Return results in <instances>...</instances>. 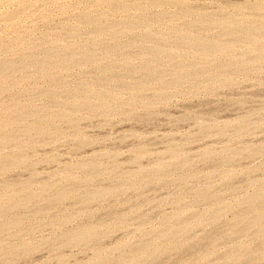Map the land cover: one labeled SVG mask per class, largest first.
I'll return each mask as SVG.
<instances>
[{
	"label": "rangeland",
	"instance_id": "1",
	"mask_svg": "<svg viewBox=\"0 0 264 264\" xmlns=\"http://www.w3.org/2000/svg\"><path fill=\"white\" fill-rule=\"evenodd\" d=\"M152 1L118 0L123 7L117 0H0V121L8 124L0 122V140L6 137L7 141L9 136L8 141H14H0V264H197V260L200 264H264V0ZM161 13L163 18H159ZM213 19L216 21L210 26ZM217 21L222 27L217 28ZM95 29L103 34L99 30V34L93 33ZM179 33L184 34L182 40L176 38ZM199 38L204 40L199 42ZM252 38H258L259 44ZM218 39L220 46L225 45L220 49L226 50L216 49ZM150 43L155 58L149 54ZM207 43L213 46L207 48ZM146 45L149 50L141 47ZM141 48L144 52L140 53ZM44 109L46 115H42ZM29 114L35 115V121ZM40 119L45 121L41 122L45 132ZM47 120L53 123L46 125ZM14 130L18 131L16 137ZM6 159L7 164L17 162L8 168ZM128 172L135 173L128 177ZM80 180H88V186ZM95 192L100 195L94 201ZM3 201L7 203L1 204ZM196 216L202 219L196 220ZM84 227L98 235L94 231L87 235L90 237L72 241L70 236ZM181 228L182 233L177 230ZM237 231L242 233L237 235Z\"/></svg>",
	"mask_w": 264,
	"mask_h": 264
},
{
	"label": "bare ground",
	"instance_id": "2",
	"mask_svg": "<svg viewBox=\"0 0 264 264\" xmlns=\"http://www.w3.org/2000/svg\"><path fill=\"white\" fill-rule=\"evenodd\" d=\"M96 1L98 2V0H96ZM101 1H103V0H100V2H101ZM112 1H114V0H112ZM119 1H121V0H119ZM124 1H125V0H124ZM150 1H152V0H150ZM155 1L157 2V0H155ZM162 1H163V0H162ZM167 1H168V0H167ZM170 1H172V0H169V3H170ZM179 1H180V0H179ZM261 1L263 2V0H261ZM107 2H108V1H107ZM107 2H106V3H107ZM109 2H110V1H109ZM109 2H108V4H109ZM152 2H153V1H152ZM164 2H165V1H164ZM262 2H259V3H257V4L259 5V4H261ZM122 3H123V2H122ZM153 3H154V2H153ZM153 3H152V4H153ZM159 3H160V1H159ZM167 3H168V2H167ZM169 3H168V4H169ZM173 3H174V2H173ZM176 3H177V2H176ZM180 3H181V1H180ZM263 3H264V2H263ZM103 4H105V2H104ZM110 4H111V2H110ZM110 4H109V6H110ZM114 4H115V3H114ZM118 4H120V3H118V0H117V5H118ZM125 4H126V3H125ZM152 4H151V5H152ZM163 4H164V3H163ZM257 4H256V5H257ZM120 5H121V4H120ZM155 5H156V4H155ZM165 5H167V4L165 3ZM175 5H178V4H175ZM111 6H113V4H111ZM115 6H116V5H115ZM115 6H114V7H115ZM121 6L124 7V5H121ZM125 6H126V5H125ZM127 6H128V5H127ZM160 6H161V4H160ZM263 6H264V5H263ZM128 7H129V6H128ZM128 7H127V8H128ZM239 7H240V6H239ZM258 7H260V5H259ZM184 9L186 10L187 8H184ZM188 9H189V8H188ZM259 9H261V8H259ZM113 10H115V9H113ZM116 10L119 11V10H120V7H117ZM121 10H122V9H121ZM121 10H120V11H121ZM124 10H126V9L124 8ZM122 11H123V10H122ZM182 11H183V10H182ZM187 11H188V10H187ZM189 11H190V9H189ZM113 12H114V11H113ZM197 12H198V11H197ZM197 12H196V15H197ZM116 13H117V12H116ZM187 13H188V12H187ZM193 13H194V12H193ZM182 14L184 15V13H182ZM194 14H195V13H194ZM198 14L200 15L201 13H198ZM185 15H186V14H185ZM199 15H198V17H199ZM92 16H93V15H92ZM156 16H157V15H156ZM161 16H162V13H161V15L159 16V18H163V17H161ZM164 16H165V14H164ZM168 16H170V14H169ZM168 16H166V17L169 19ZM171 16H172V15H171ZM180 16H181V15H180ZM201 16H202V15H201ZM233 16H234V15H233ZM84 17H85V19H86V21H87V18H88L89 16H88L87 18H86V16H84ZM93 17H94V16H93ZM95 17H96V16H95ZM95 17H94V18H95ZM172 17H173V16H172ZM174 17H175V16H174ZM89 18H90V17H89ZM91 18H92V17H91ZM94 18H92V19L94 20ZM96 18H97V17H96ZM157 18H158V17H157ZM159 18H158V19H159ZM175 18H176V17H175ZM195 18H196V20H199L197 17H195ZM200 18H201V17H200ZM227 18H228V17H227ZM79 19H80V18H79ZM97 19H98V20H97ZM97 19H95V20L100 21L99 18H97ZM155 19H156V18H155ZM165 19H166V18H165ZM171 19H172V18H171ZM225 19H226V18H225ZM225 19H224V20H225ZM230 19H231V17H230ZM81 20H82V19H81ZM83 20H84V18H83ZM163 20H164V19H163ZM200 20H201V19H200ZM202 20H203V18H202ZM213 20H214V19H213ZM213 20H212L211 23H209L210 26H212V23H213V22L215 23V21H216V20H214V21H213ZM217 20H218V19H217ZM221 20H222V19H221ZM226 20H227V22H226V21H225V22L228 23L229 20H228V19H226ZM253 20H254V19H253ZM84 21H85V20H84ZM90 21H91V20H90ZM90 21H89V22L87 21V23L90 24ZM155 21H156V20H155ZM172 21H174V20L172 19ZM190 21H191V20H190ZM204 21H205V20H204ZM206 21H207V20H206ZM206 21H205V24H206ZM219 21H220V20H219ZM232 21H233V20H232ZM258 21H260V20H258ZM82 22H83V21H82ZM159 22H160V20H159ZM217 22H218V21H217ZM225 22H224V23H225ZM229 22L233 24V22H231V21H229ZM260 22L262 23L263 21H260ZM260 22H259L258 25H259V26H262L263 24H260ZM83 23L85 24V22H83ZM83 23H82V24H83ZM87 23H86V25H87ZM193 23H194V22H193ZM220 23H222V22H220ZM230 23H228V24H230ZM242 23H243V21H242ZM256 23H257V21H256ZM263 23H264V22H263ZM89 24H88V25H89ZM91 24H94V22L92 23V21H91ZM98 24H99V23H98ZM98 24H96V26H95L96 28L99 27V26L97 27ZM147 24H148V23H147ZM194 24H195V23H194ZM202 24H203V23H202ZM205 24H204V26H205ZM218 24H219V22H218L217 24H215V25H217V28L222 27V26H218ZM222 24H223V23H222ZM222 24H221V25H222ZM232 24H231V25H232ZM235 24H236V23H235ZM94 25H95V24H94ZM131 25H132V23L130 24V26H131ZM198 25H199V23H198ZM231 25H229V26L231 27ZM255 25H256V24H255ZM258 25H257V26H258ZM89 26H92V25H89ZM134 26H135V25H134ZM192 26H193V25H192ZM206 26H207V25H206ZM206 26H205L203 29H206ZM213 26H214V24H213ZM223 26H224V25H223ZM225 26L227 27V25H225ZM225 26H224V27H225ZM233 26H234V25H233ZM238 26H239V25H238ZM238 26H237V27H238ZM244 26H245V25H244ZM249 26L251 27V25H249ZM128 27H129V26H128ZM196 27H197V26H196ZM196 27H195V29H196ZM200 27H201V26H198L197 28H200ZM208 27H209V26H208ZM215 27H216V26H215ZM224 27H223V29H224ZM230 27H229V28H230ZM237 27H233V28H236V30L234 29L235 31H237ZM241 27H242V26H241ZM252 27H253V25H252ZM254 27H255V26H254ZM99 28H100V27H99ZM192 28H193V27H192ZM227 28H228V27H227ZM238 28H239V27H238ZM256 28H257V27H256ZM258 28H259V27H258ZM261 28H262V27H261ZM124 29H125V28H124ZM124 29H123V30H124ZM126 29H127V27H126ZM201 29H202V28H201ZM207 29H208V28H207ZM211 29H213V28H211ZM231 29H232V28H231ZM243 29H245V28H243ZM251 29H252V28H251ZM259 29H260V28H259ZM259 29H258V31H259ZM95 30H96V32H93V33H95V34L98 33L97 30H99V29H95ZM127 30H128V29H127ZM220 30H221V29H220ZM220 30H219V31H220ZM224 30H225V29H224ZM227 30H228V29H227ZM247 30H248V29H246V31H247ZM252 30H253V29H252ZM252 30H250V31H252ZM255 30H257V29H255ZM100 31H101V30H99V33H100ZM174 31H175V30H174ZM221 31H222V30H221ZM210 32H211V31H210ZM223 32H226V30L223 31ZM228 32H230V31H228ZM238 32H239V31H238ZM252 32L255 33V31H252ZM99 33H98V34H99ZM232 33H233V30H232ZM239 33H240V32H239ZM253 33H252V34H253ZM256 33H257V31H256ZM256 33H255V34H256ZM260 33H261V32H260ZM262 33H264V32H262ZM100 34H103V33H100ZM176 34H178V33H176ZM180 34H181V33H179L178 37H176V38H180V39H181V36H182V37L184 36V34H182L181 36H180ZM219 34H220V32H219ZM243 34H244V33H243ZM157 35H158V34H157ZM157 35H156V37H157ZM233 35H234V34H232L231 36H233ZM244 35H245V37H246L247 33L244 34ZM249 35H250V33L248 34V36H249ZM259 35H260V34H259ZM148 36H149V35H148ZM158 36H159V35H158ZM164 36H165V35H164ZM176 36H177V35H176ZM179 36H180V37H179ZM228 36H230V35H228ZM143 37H147V36L145 35V36H143ZM153 37H155V36H153ZM173 37H174V36H173ZM204 37H205V36H204ZM204 37H203V38H204ZM221 37H222V36H221ZM221 37H220V38H221ZM225 37H226V36H225ZM233 37H234V36H233ZM233 37H232V38H233ZM239 37H240V36H239ZM251 37H252V36H251ZM251 37H249V38H251ZM253 37L255 38V36H253ZM262 37H263V36H262ZM141 38H142V37H141ZM147 38L149 39V37H147ZM150 38H151V37H150ZM176 38H174V39L176 40ZM185 38H186V36H185ZM187 38H190V36H189V37L187 36ZM192 38H193V37H192ZM200 38H201V37H200ZM200 38L198 39V41L201 40ZM216 38H217V37H216ZM222 38H223V37H222ZM142 39H143V38H142ZM148 39H147V40L144 39V40L148 41ZM154 39L156 40V38H154ZM160 39L163 40L162 37H161ZM211 39H212V37H211ZM214 39H215V38H214ZM235 39H236V37H235ZM242 39H243V38H242ZM259 39H260V38H259ZM162 40H161V41H162ZM181 40H182V39H181ZM181 40H179V41H181ZM183 40H184V39H183ZM193 40H194V39H193ZM203 40H204V39H203ZM203 40H201V41H203ZM206 40H207V39H206ZM218 40H219V39H218ZM218 40H217V41H218ZM252 40H254V39L252 38ZM252 40H251V41H252ZM255 40H256V39H255ZM255 40H254V42H255ZM257 40H258V38H257ZM257 40H256V41H257ZM260 40H261V39H260ZM140 41H141V40H140ZM149 41H150V40H149ZM151 41H152V39H151ZM153 41H154V40H153ZM153 41H152V44H154V42H155V41H154V42H153ZM156 41H157V40H156ZM177 41H178V40H177ZM186 41H187V40H186ZM190 41H192V40H190ZM217 41L214 40V42H217ZM231 41H232V40H231ZM237 41H238V40H237ZM245 41H246V40H245ZM251 41H250L249 43H250L251 45H253L254 42H251ZM258 41H259V40H258ZM258 41H257V43L259 44ZM157 42L159 43L160 40H158ZM163 42H164V41H163ZM163 42H161V44H162ZM183 42H184V41H183ZM187 42H188V41H187ZM187 42H185V43H187ZM199 42H200V41H199ZM199 42H198V44H199ZM205 42H206V41H205ZM205 42H204V43H205ZM208 42L210 43V41H208ZM219 42H221V41L219 40L218 43H219ZM240 42H242V41H240ZM240 42H239V43H240ZM246 42H247V41H246ZM176 43H177V42H176ZM178 43H179V42H178ZM180 43H181V42H180ZM185 43H184V44H185ZM189 43H190V42H189ZM211 43L213 44V41H212ZM218 43H217V46H219V48L216 47V45H215L216 43L214 44V46L216 47V49L221 50L223 47H225V45H223V44H224L223 42H222L221 46H220V43H219V44H218ZM234 43H235V42H234ZM234 43L232 44L233 47H234V45L236 44V43H235V44H234ZM243 43H245V42L243 41ZM243 43H242V44H243ZM249 43H248V44H249ZM252 43H253V44H252ZM156 44H157V43H156ZM164 44H165V43H164ZM181 44H182V43H181ZM187 44H188V43H187ZM190 44H191V43H190ZM192 44H193V43H192ZM195 44H196V43H195ZM198 44H197V45H198ZM207 44H208V43H207ZM212 44H208V45H207V48H208L210 45L213 46ZM225 44H226V43H225ZM245 44H247V43H245ZM255 44H256V42H255ZM142 45H143V44H142ZM144 45H145V43H144ZM154 45H155V44H154ZM154 45H151V43H150V46H148V48L151 47V46L153 47ZM178 45H179V44H178ZM197 45H196V46H197ZM199 45H200V44H199ZM204 45H205V44H204ZM222 45H223V47H222ZM227 45H228V44H227ZM229 45H231V44H229ZM232 45H231V46H232ZM261 45H262V43H261ZM116 46H117V45H116ZM135 46H136V45H135ZM164 46H165V45H164ZM180 46H181V45H180ZM182 46H183V45H182ZM186 46H187V45H186ZM191 46H192V45H191ZM193 46H194V45H193ZM236 46H237V45H236ZM258 46H259V45H258ZM130 47H132V45H130ZM138 47L140 48V46H138ZM141 47H142L143 49H145V47H147V45L144 46V47H143V46H141ZM157 47H158V46H157ZM157 47H156V48H157ZM160 47H161V49H162L163 45H162V46L160 45ZM220 47H222V48L220 49ZM227 47H228V46H227ZM260 47H261V49H263V48H264V44H263V48H262V46H260ZM260 47H259V48H260ZM115 48H116V47H115ZM142 48L140 49V53H141ZM156 48H155V50H156ZM158 48H159V47H158ZM158 48H157V49H158ZM184 48H185V46H184ZM188 48H189V46H188ZM209 48H210V47H209ZM211 48H212V47H211ZM52 49H54V48H52ZM149 49H150V48H149ZM149 49H145V50H149ZM151 49H152V48H151ZM151 49H150L149 54L151 53ZM161 49H160V50H161ZM178 49H179V48H178ZM194 49H195V48H194ZM214 49H215V48H213V52L215 51ZM224 49H225V48H224ZM224 49H222V51H223ZM229 49L232 50V48H229ZM229 49H227V50H229ZM234 49H235V48H234ZM196 50H197V49H196ZM211 50H212V49H211ZM225 50H226V49H225ZM230 50H229V51H230ZM47 51H49V50H47ZM51 51H52V50L50 49V52H51ZM142 51H143V50H142ZM157 51H158V50H157ZM163 51H164V52H168V51H165V50H164V47H163ZM222 51H221V52H222ZM50 52H49V53H50ZM143 52H144V51H143ZM143 52H142V53H143ZM164 52H163V53H164ZM189 52H190V51H189ZM198 52H200V51H198ZM201 52H202V50H201ZM201 52H200V53H201ZM211 52H212V51H211ZM211 52H208V53H211ZM218 52H219V51H218ZM145 53H146V51H145ZM145 53H144V54H145ZM152 53H153V52H152ZM152 53H151V54H152ZM159 53H160V51H159ZM168 53H170V52H168ZM173 53H174V52H173ZM200 53H199V54H200ZM215 53H216V52H215ZM215 53H214V55H216ZM230 53H231V51L229 52V54H230ZM56 54H58V53H56ZM56 54H51V55H52V56L55 55V56H57V57L59 58V55H56ZM61 54H63V52H62ZM61 54H60V55H61ZM70 54H71V53H69V54L67 53L68 56H69ZM146 54H148V53H146ZM156 54H158V53H156ZM171 54H172V51H171ZM203 54H204V53H202L201 55H203ZM205 54H206V53H205ZM223 54H224V53H223ZM51 55H49V56H51ZM72 55H74V54H71V56H72ZM154 55H155V53H154ZM154 55L152 54V56H154ZM160 55H161V54H160ZM208 55H209V54H208ZM208 55H207V56H208ZM218 55H219V54H218ZM49 56H48V57H49ZM63 56H64V55H63ZM65 56H66V55H65ZM88 56H89V54L87 55V57H88ZM92 56H93V54H92ZM203 56H204V55H203ZM203 56H201V57H203ZM205 56H206V55H205ZM205 56H204V57H205ZM219 56H221V55H219ZM222 56H223V55H222ZM57 57H56V58H57ZM61 57H62V56H61ZM83 57H84V56H83ZM93 57H94V56H93ZM93 57H92V59H93ZM258 57H259V56H258ZM44 58H45V57H44ZM44 58H43V59H44ZM46 58H47V56H46ZM65 58H66V57H65ZM69 58H70V57H69ZM152 58H155V56L152 57ZM263 58H264V57L261 56V59H263ZM49 59H50V61H52L51 59H53V57H52V58L49 57ZM62 59H63V57H62ZM73 59H75V58L73 57ZM82 59H83V58H82ZM85 59H86V58H85ZM92 59H91V60H92ZM45 60H46V59H45ZM47 60H48V59H47ZM58 60H59V59H58ZM67 60H68V59H67ZM71 60H72V59H71ZM12 61H13V60H12ZM50 61H48V62L46 61V62L49 63ZM74 61H75V60H74ZM83 61H84V60H83ZM85 61H86V60H85ZM87 61H90V60H89V57H88V60H87ZM87 61H86V62H87ZM58 62H59V61H58ZM68 62H69V61H68ZM71 62H72V61H71ZM263 62H264V61H263ZM5 63H6V62H5ZM5 63H4V64H5ZM9 63H10V62H8V65H9ZM52 63H53V62H52ZM54 63H56V60H54ZM60 63H61V61H60ZM158 63H159V62H158ZM241 63H242V62H241ZM241 63H240V64H241ZM10 64H11V63H10ZM13 64H14V63H13ZM16 64H17V63H16ZM30 64H31V63H30ZM43 64H44V63H43ZM70 64H71V63H70ZM242 64H244V62H243ZM242 64H241V65H242ZM41 65H42V64H41ZM45 65H46V63H45ZM45 65H42V66L44 67ZM227 65H228V64H227ZM229 65H230V64H229ZM241 65H240V66H241ZM244 65H245V64H244ZM246 65H247V64H246ZM246 65H245L244 67H246ZM11 66H12V64H11ZM11 66H10V67H11ZM42 66H41V68H42ZM47 66H48V64H47ZM238 66H239V64H238ZM240 66H239V67H240ZM251 66H252V65H251ZM257 66H258V65H257ZM0 67H1V66H0ZM8 67H9V66H8ZM110 67H111V66H110ZM179 67H180V66H179ZM219 67H223V66L221 65V66H219ZM219 67H218V68H219ZM224 67H225V66H224ZM224 67H223V68H224ZM226 67H227V66H226ZM239 67H237V69H238ZM244 67H243V68H244ZM5 68H6V67H5ZM14 68H15V67H14ZM45 68H46V67H45ZM144 68H145V67H144ZM146 68H148V67L146 66ZM153 68H154V67H153ZM246 68H249V66L246 67ZM1 69H4V67H2ZM7 69H8V68H7ZM12 69H13V68H12ZM16 69H17V68H16ZM16 69H15V70H16ZM47 69H49V68H47ZM113 69H114V68H113ZM142 69H143V68H140V71H142ZM149 69H150V68H149ZM155 69H156V68H155ZM229 69H230V68H229ZM231 69H233V68H231ZM234 69H235V68H234ZM237 69H235V70H236V71H240V70H242V69H240V70H237ZM249 69H250V68H249ZM249 69H248V70H249ZM15 70H13V71H15ZM108 70H109V68L107 69V71H108ZM110 70H112V69L110 68ZM125 70H126V69H125ZM127 70H128V69H127ZM130 70H131V69H130ZM143 70H144V69H143ZM145 70H146V69H145ZM150 70H154V69H150ZM156 70H157V69H156ZM225 70H226V69H225ZM235 70H234V71H235ZM243 70H244V69H243ZM2 71H3V70H1L0 73H1ZM16 71H17V70H16ZM222 71H223V70H222ZM9 72H10V71L8 70L7 73H9ZM40 72H41V71H40ZM105 72H106V70H105ZM105 72H104V73H105ZM109 72H110V71H109ZM127 72H129V71H127ZM127 72H126V73H127ZM143 72H144V71H143ZM143 72H142V75H144ZM147 72H148V71H147ZM158 72H159V71H158ZM158 72H157V73H158ZM4 73H5V71H4ZM4 73H3V74H4ZM14 73H15V72H14ZM144 73H145V72H144ZM152 73H153V72H152ZM154 73H155V71H154ZM11 74H13V73H11ZM105 74L107 75L108 73H105ZM110 74H111V73H110ZM112 74H114V73H112ZM146 74H147V73H146ZM150 74H151V72H150ZM6 75H7V74H6ZM6 75H5V76H6ZM153 75H154V74H153ZM158 75H159V74H158ZM9 76H10V73H9ZM110 76H113V75H110ZM144 76H145V75H144ZM182 76H183V75H182ZM6 77H7V76H6ZM51 77H52V75H51ZM51 77H50V78H51ZM103 77H104V76H103ZM159 77H160V76H159ZM183 77H184V76H183ZM52 78H53V77H52ZM145 78H146V77H145ZM151 79L153 80V77H152ZM156 79H157V78H156ZM159 79H161V78H159ZM144 80H145V79H144ZM144 80H143V81H144ZM146 80H147V79H146ZM148 80H150V79H148ZM154 80H155V79H154ZM178 81H179V80H178ZM180 81H182L181 78H180ZM134 83H135V82H134ZM142 83H143V82H142ZM177 83H178V82H177ZM145 84H146V82H145ZM179 84H181V83L179 82ZM143 85H144V84H143ZM138 86H139V85H138ZM130 87H131V86H130ZM129 89H130V88H129ZM134 89H135V87H134ZM137 89H139V88H137ZM140 89H142V87H141ZM56 90H57V89H56ZM91 90H92V89H91ZM93 91H94V90H93ZM93 91H92V92H93ZM45 92H46V91H45ZM45 92H43V95H44ZM49 92H50V91H49ZM55 92H56V91L51 92V93L53 94V93H55ZM87 92H88V91H87ZM47 93H48V92H46V94H47ZM71 93H72V92H71ZM103 93H104V92H103ZM52 94H51V97H52ZM55 94H56V93H55ZM55 94H53V95H55ZM88 94H89V93H88ZM74 95H75V94H74ZM78 95H79V94H76L77 97H78ZM98 95H99V94H98ZM100 95L105 96L104 94H100ZM100 95H99V96H100ZM106 95H107V94H106ZM159 95H160V94H159ZM48 96L50 97V95H48ZM56 96H57V95H56ZM56 96H55V97H56ZM68 96H69V95H68ZM108 96H109V94H108ZM46 97H47V96H46ZM53 97H54V96H53ZM70 97H71V98H70ZM70 97H69V98L72 99L73 96L71 95ZM100 97H102V96H100ZM110 97H111V96H110ZM156 97H157V98H158V97L161 98V96H156ZM67 98H68V97H67ZM157 98H156V99H157ZM74 99H75V97H73V103H74ZM79 99H80V98H79ZM105 99H106V98H105ZM154 99H155V98H154ZM67 100H68V102H69V99H67ZM99 100H101V99H99ZM99 100H98V101H99ZM102 100L104 101V97H103ZM75 101H77V98L75 99ZM81 101H82V100H81ZM81 101H79V102H81ZM83 101H84V99H83ZM159 101H160V100H159ZM70 102H71V101H70ZM87 102H89V101H87ZM96 102H97V101H96ZM104 102H105V101H104ZM107 102H108V101H107ZM63 103H65V102H63ZM66 103H67V102H66ZM76 103H77V105H78V101H77ZM101 103H102V102L99 101V105H100ZM108 103H109V102H108ZM113 103H114V102H113ZM152 103H154V102H152ZM79 104H80V103H79ZM82 104H83V103H82ZM84 104H85V102H84ZM84 104H83V106H84ZM93 104H94V102H93ZM105 104H106V103H104V106L107 107V104H106V105H105ZM86 105H87V104H85V106H86ZM94 105H96V103H95ZM99 105H96V107L99 106ZM72 106H73V105H72ZM79 106L81 107V105H79ZM89 106H91V105L89 104ZM92 106H93V105H92ZM102 106H103V105H102ZM104 106H103V107H104ZM109 106H110V105H109ZM87 107H88V105H87ZM87 107H85V108H87ZM106 107H105L104 109H106ZM71 108H72V107H71ZM81 108H82V107H81ZM88 108H89V107H88ZM94 108H95V106H94ZM94 108H93V109H94ZM110 108H111V106H110ZM38 109H39V108H38ZM95 109H97V108H95ZM108 109H109V108H108ZM44 110H45V111H44ZM44 110H43L44 112L42 111V115H46L45 112H46L47 110H46V109H44ZM82 110H84V109H82ZM33 111H37V110H33ZM58 111H59V110H58ZM63 111H65V110H63ZM72 111H73V110H72ZM74 111H76V110H74ZM80 111H81V110H79L78 112H80ZM95 111H97V110H95ZM95 111H93V113H94ZM19 112H20V110H19ZM27 112H28V111H27ZM40 112H41V111H40ZM55 112H56V111H55ZM65 112H66V111H65ZM98 112H99V110H98ZM103 112H104V111H103ZM23 113L26 115V112H23ZM23 113L20 114L21 117H22ZM32 113H33V112H32ZM43 113H44V114H43ZM46 113H47V112H46ZM48 113H49V112H48ZM50 113H51V112H50ZM58 113H60V111H59ZM61 113H62V112H61ZM66 113H69V115H70L71 112L67 111ZM73 113L75 114V112H73ZM73 113H72V114H73ZM34 114H36V113H34ZM52 114H54V111H53ZM52 114H50V115H52ZM56 114H57V113H56ZM56 114H55V115H56ZM63 114H64V113H63ZM72 114H71V115H72ZM47 115H48V114H47ZM58 115H59V114H58ZM67 115H68V114H67ZM71 115H70V116H71ZM30 116H31V117L34 119V121H35V118H34L35 115L32 116V114H31V115L29 114V117H30ZM48 116H49V115H48ZM48 116H47V117H48ZM56 116H57V115H56ZM76 116H77V115H76ZM24 117H25V116H24ZM26 117H27V116H26ZM36 117H40V116H36ZM44 117H45V116H43V119H45ZM51 117H52V120H53V117H54V116L52 115ZM58 117H60V115H59ZM68 117H69V116H68ZM72 117H73V116H72ZM19 118H20V117H19ZM56 118H57V117H56ZM56 118H55V120H56ZM61 118H63V117H61ZM22 119H23V117H22ZM43 119H42V120H43ZM46 119H47V118H46ZM46 119H45V120H46ZM48 119H49V118H48ZM12 120H13V119H12ZM42 120H41V119H40L39 121L36 120V122H37V121L40 122L41 128L43 129L44 127H42V124H44V123L41 124V122H45V121H44V120L42 121ZM68 120H69V119H68ZM4 121H6V119H5ZM9 121H10V119H9ZM9 121H7V122L9 123ZM16 121H17V120H16ZM18 121H19V120H18ZM59 121H60V120H59ZM73 121H74V120H73ZM0 122H1V125H5V124H6V125L8 126L7 123L4 122V123L2 124L3 121H0ZM13 122H15V120H14ZM48 122L50 123L51 121L47 120L46 125L48 124ZM57 122H58V121H57ZM16 123H17V122H16ZM34 123H35V122H34ZM34 123H33V124H34ZM51 123H53V122H51ZM10 124H11V123H10ZM33 124H32L31 126H34ZM54 124H55V123H54ZM6 125H5V126H6ZM35 125H39V123H38V124L36 123ZM48 125H49V124H48ZM50 125H51V124H50ZM11 126H12V124H11ZM11 126H10V127H11ZM43 126H44V125H43ZM16 127H18V126H15V129L17 130ZM34 127H35V126H34ZM34 127H33V128H34ZM39 127H40V126H39ZM6 128H7V127H6ZM41 128H40V129H41ZM51 128H52V127H51ZM0 129H1V126H0ZM2 129H3V128H2ZM4 129H5V128H4ZM8 129H9V127H8ZM8 129H7V130H8ZM26 129H28V128H26ZM29 129H31V128H29ZM29 129H28V130H29ZM40 129H39V130H40ZM9 130H12V129L10 128ZM16 130H14V132H15ZM36 130H37V129H36ZM36 130H35V131H36ZM24 131H25V130H24ZM24 131H23V132H24ZM30 131H32V130H30ZM54 131H55V130H54ZM3 132H5V130H4ZM17 132H18V131H17ZM17 132H15L14 135H15ZM43 132H45L44 129H43ZM10 134H12V132H10ZM51 134H52V133H51ZM1 135H2V137H3V133L0 134V136H1ZM41 135H42V132H41ZM52 135H53V134H52ZM16 136H17V135H15V137H16ZM8 137H9V136H8ZM8 137H7V139L9 140ZM5 138H6V137H5ZM5 138H4V140H5ZM11 138H12V137H11ZM1 139H2V138H1ZM19 139H20V138H19ZM4 140H0V141H1V144H4V142L6 141V140H5V141H4ZM8 140H7V141H8ZM10 140H11V139H10ZM16 140H17V139H16ZM2 141H3V142H2ZM7 141H6V142H7ZM8 142H10V141H8ZM8 142H7V144H8ZM11 142H14V141H11ZM11 142H10V143H11ZM5 145H6V144H5ZM0 146H1V145H0ZM2 146H4V145H2ZM8 146H9V145H8ZM173 153H174V151H173ZM173 153H171V155H172ZM173 155H174V154H173ZM173 155H172V157H174ZM175 155H176V154H175ZM251 155H252V154H251ZM253 155H254V153H253ZM20 157H21V156H20ZM92 157L94 158V156H92ZM172 157H170V158H172ZM212 157H213V156H212ZM227 157H228V156H227ZM230 157H231V156H230ZM11 158H12V157H11ZM11 158H10V159H11ZM15 158H16V157H15ZM21 158H23V157H21ZM25 158H26V157H25ZM96 158H98V157L96 156ZM96 158H94L95 161H97ZM176 158H177V157H176ZM12 159H14V158H12ZM16 159H17V158H16ZM94 159H91V160H94ZM14 160H15V159H14ZM14 160H13V162H17V161H14ZM18 160L20 161V158H19ZM26 160H27V159H26ZM173 160H174V158H173ZM173 160H172V161H173ZM175 160H176V159H175ZM223 160H225V159H223ZM229 160H230V159H229ZM7 161H8V160L6 159V164H5L4 166H7V167L9 168V167L11 166L10 164H12L13 162H12V163L10 162V164L8 163V164L10 165V166H8ZM10 161H11V160H10ZM19 161H18V162H19ZM98 161H99V160H98ZM8 162H9V161H8ZM23 162H24V163H27V161H24V160H23ZM23 162H22V164H24ZM224 162H225V161H224ZM227 162H228V160H227ZM230 162H231V161H230ZM230 162H229V163H230ZM19 163L21 164V162H19ZM19 163H17V164H19ZM82 163H83V162H82ZM82 163H80V164H82ZM172 163H173V162H172ZM15 164H16V163H15ZM15 164L12 165V166H15ZM80 164H79V165H80ZM87 164H88V163H87ZM89 164H90V163H89ZM98 164H100V163L97 162V165H98ZM174 164H175V163H174ZM1 165H2V164H1ZM83 165H84V164H83ZM166 165H169V164H166ZM170 165H172V164H170ZM170 165L167 166V167H170ZM184 165H185V164H184ZM4 166H3V167H4ZM77 166H78V165H76V167H77ZM88 166H89V165H88ZM91 166H92L93 168H92V167H90V168H92V169H96V168H94V165H92V163H91ZM114 166H115V165H114ZM114 166H113V167H114ZM158 166L160 167V165H158ZM158 166H156V167H158ZM78 167H79V166H78ZM80 167H83V166L80 165ZM156 167H155V168H156ZM159 167H158V168H159ZM162 167H165V166H163V164H162ZM183 167H184V166H183ZM1 168H2V166H1ZM5 168H6V167H4V169H5ZM74 168H75V166H74ZM74 168H73V169H74ZM85 168H86V169L88 168V170H90L89 167H85ZM99 168H100V167H99ZM99 168H97V171L99 170ZM102 168L104 169V167H102ZM111 168H112V167H111ZM115 168H116V167H115ZM158 168H157V169H158ZM4 169L2 168V170H4ZM71 169H72V168H71ZM79 169H80V168H79ZM79 169H77V170H79ZM86 169H85V170H86ZM105 169H106V168H105ZM105 169H104V170H105ZM134 169H136V168H134ZM167 169H168V168H167ZM5 170H7V169H5ZM69 170H70V169H69ZM83 170H84V168L81 169V171H83ZM108 170H109V169H108ZM139 170H141V169H139ZM139 170H137V171L140 173ZM142 170H143V169H142ZM70 171H71V170H70ZM74 171H75V169H74ZM79 171H80V170H79ZM99 171H100V170H99ZM101 171H102V169H101ZM101 171H100V172H101ZM109 171H111V170H109ZM113 171H115L114 168H113ZM137 171H135V172H137ZM147 171H148V170H147ZM153 171H155V169H153ZM162 171H163V170H162ZM166 171H167V170H166ZM166 171H165V172H166ZM88 172H89V171H88ZM94 172H95V171H94ZM135 172H133V174H134ZM145 172H146V170H145L143 173H145ZM156 172H157V171H156ZM165 172H164V174H165ZM86 173H87V172H86ZM128 173H129V172H128ZM143 173H141V175H142ZM148 173H149V171H148ZM148 173H147V174H148ZM153 173H154V172H153ZM70 174H71V173H70ZM131 174H132V173H129L130 176H128V177H131ZM133 174H132V175H133ZM137 174H138V173H137ZM145 174H146V173H145ZM145 174H144V175H145ZM159 174H160V171H159V173H158L157 175H159ZM150 175H151V173H150ZM153 175H154V174H153ZM161 175H163V174L161 173ZM124 176H125V175H124ZM124 176H122V177H124ZM126 176H127V174H126ZM126 176H125V178H128V177H126ZM136 176H137V175H136ZM142 176H143V175H142ZM118 177H120V176H117V177H115V178L119 179ZM138 177H140V176H138ZM115 178H113L112 180H114ZM120 178H121V177H120ZM161 178H162V177H161ZM129 179H130V178H129ZM77 180H79V179H77ZM77 180H76V182H77ZM81 180H82V178H81ZM81 180H80L79 182H81ZM87 181H88V180H87ZM87 181H85V182L87 183V186H88V182H87ZM114 181H115V180H114ZM116 181H117V180H116ZM116 181H115V182H116ZM121 181H122V178H121ZM123 181H124V180H123ZM82 182L84 183V180H83ZM82 182H81V184L83 185ZM124 182H126V181H124ZM72 183H73V181H72ZM74 183H75V180H74ZM74 183H73V185H74ZM86 183H84V184H86ZM117 183H118V182H117ZM126 183H128V182H126ZM52 184H53V183H52ZM120 184H121V183H120ZM44 185H45V184H44ZM49 185H51L50 182H49ZM56 185H57V184H56ZM110 185H111V184H110ZM112 185H115V183L112 184ZM125 185H126V184H125ZM10 186H11V185H10ZM10 186H9V187H10ZM15 186H16V185H15ZM47 186H48V183H47ZM47 186H45V187H47ZM78 186H81V185H78ZM117 186H119V185H117ZM121 186H122V185H121ZM121 186H120V187H121ZM9 187H8V189H10ZM42 187H43V185H42ZM54 187H55V186H54ZM75 187L77 188V186H74V188H75ZM6 188H7V186H6ZM47 188H48V187H47ZM58 188H59V190H60V187H58ZM76 188H75V189H76ZM83 188H84V187H83ZM85 188H88V187H86V185H85ZM206 188H207V187H206ZM52 189H53V188H52ZM75 189H74V190H75ZM81 189H82V188H81ZM98 189H100V188H98ZM102 189H103V188H102ZM5 190H6V189H5ZM49 190H50V188H49ZM59 190L57 189V191H55V192H58ZM87 190H88V189H87ZM105 190H106V189H105ZM205 190H206V189H205ZM209 190H210V189H209ZM209 190H208V192H209ZM6 191H7V190H6ZM12 191L15 192L14 189H13ZM44 191H45V190H44ZM44 191H41V192H44ZM61 191H63V190H61ZM61 191H60V193H62ZM94 191H96V190H94ZM99 191H100V190H99ZM108 191H110V190L108 189ZM9 192L11 193V191H9ZM46 192H47V191H46ZM46 192H45V193H46ZM65 192H68V191H65ZM65 192H64V194H65ZM72 192H73V191H72ZM75 192H76V191H75ZM104 192H105V191H104ZM196 192H197V191H196ZM198 192L200 193V191H198ZM204 192L207 193L206 191H204ZM19 193H20V192H19ZM37 193H38V192H37ZM69 193H71V192H69ZM86 193H87V192H86ZM259 193H260V192H259ZM8 194H9V193H8ZM8 194H7V196H8ZM12 194H14V193H12ZM26 194H28V193H26ZM30 194H31V193H30ZM33 194H34V193H33ZM33 194H32V195H33ZM40 194H41V193H40ZM55 194H56V193H55ZM58 194H59V192H58ZM67 194H68V193H67ZM88 194H91V193L88 191ZM107 194H110V193H107ZM107 194H106V196H107ZM256 194H257V193H256ZM256 194H254L253 196H255ZM28 195H29V194H28ZM32 195H31V196H32ZM61 195L64 196L63 193H62ZM99 195H100V192H95V193H93V194H92V199L95 201V198H97ZM202 195H203V194H202ZM205 195H206V194H205ZM205 195H204V196H205ZM260 195H261V193H260ZM262 195H263V194H262ZM7 196H6L5 198H7ZM11 196L13 197V195H11ZM14 196H16V195H14ZM44 196H45V194H44ZM67 196H69V195H66V196H64V197H67ZM85 196H87V195H85ZM198 196H199V195H198ZM198 196H197V197H198ZM200 196H201V195H200ZM60 197H61V196H60ZM64 197H63V199H64ZM88 197H89V196H88ZM88 197H87V198H88ZM90 197H91V196H90ZM90 197H89V198H90ZM193 197H195V196H193ZM201 197H202V196H201ZM201 197H200V198H201ZM256 197H257V195H256ZM23 198H24V197H23ZM28 198H29V197H28ZM31 198H32V197H31ZM31 198H30V199H31ZM76 198H77V197H76ZM83 198H84V197H83ZM85 198H86V197H85ZM89 198H88V200H89ZM103 198H104V197H102V199H103ZM195 198H196V197H195ZM203 198H204V197H203ZM206 198H208V197L206 196ZM254 198H255V197H254ZM261 198H262V196H261ZM261 198H260V199H261ZM3 199H4V197H3ZM3 199H2V200H3ZM9 199L12 201L11 197H10ZM13 199H15V198L13 197ZM16 199H17V197H16ZM36 199H37V198H36ZM39 199H40V198H39ZM39 199H38L37 201H39ZM42 199H43V198H42ZM50 199H51V198H50ZM60 199H61V198H60ZM60 199L55 200V198H54V201H55V202H58V200H60ZM197 199H198V198H197ZM208 199H209V198H208ZM18 200H19V199H18ZM24 200H25V199H24ZM26 200H27V199H26ZM77 200H78V198H77ZM82 200H83V199H82ZM88 200H87L86 202H88ZM93 200H92V201H93ZM97 200L99 201L100 199L98 198ZM252 200H253V199H251V201H252ZM6 201L8 202L7 199H6ZM6 201L1 202V204H2V203H5ZM31 201H32V200H31ZM46 201H50V200H45L44 202L47 203ZM54 201H53V202H54ZM60 201H61V200H60ZM79 201H81V200H79ZM203 201H204V200H203ZM246 201H247V200H246ZM248 201H250V200L248 199ZM248 201H247V202H248ZM258 201H259V199H258ZM258 201H255V199L253 200V202H258ZM7 202H6V203H7ZM14 202L16 203V201H14ZM22 202H24V201H22ZM26 202H29V203H30L29 200H27ZM26 202H25V203H26ZM33 202L35 203L36 200H34ZM89 202H90V200H89ZM96 202H97V201H96ZM6 203H5V204H6ZM39 203H40V202H39ZM78 203H79V202H78ZM82 203H85V202H82ZM82 203H81V204H82ZM99 203H100V202H99ZM244 203H246V202L244 201ZM5 204H4V205H5ZM20 204H22V203L20 202ZM26 204H27V203H26ZM51 204H53V203H51ZM79 204H80V203H79ZM94 204H95V203H94ZM32 205H34V204H32ZM46 205H47V204H45V206H46ZM88 205H89V204H88ZM88 205H87V207H88ZM90 205H91V204H90ZM247 205H248V204H246V207H247ZM249 205H251V203H250ZM255 205H256V203H255ZM255 205H254V206H255ZM0 206H1V205H0ZM5 206H6V205H5ZM52 206H53V205H52ZM81 206H82V205H81ZM222 206H223V205H222ZM252 206H253V205H252ZM252 206H250V207H252ZM254 206H253V207H254ZM34 207H35V206H34ZM34 207H33V209H35ZM87 207H86V208H87ZM227 207H228V206H227ZM6 208H7V207H6ZM6 208H5V209H6ZM40 208H41V207H40ZM47 208H48V207H47ZM5 209H4V210H5ZM37 209H38V208H37ZM221 209H222V207H221ZM251 209H252V208H251ZM44 210H45V209H44ZM224 210H225V208H224ZM224 210H222L221 212H223ZM249 210H250V208H249ZM252 210H253V209H252ZM256 210H258V209H256ZM256 210H255V212H256ZM263 210H264V208H263ZM263 210L261 211L262 213H263ZM37 211H38V210H37ZM37 211H36V212H37ZM217 211H219V209H218ZM247 211H248V209H247ZM0 212H1V211H0ZM109 212H110V211H109ZM253 212H254V211H253ZM255 212H254V213H255ZM218 213H220V211H219ZM250 213H251V212H250ZM259 213H260V212H259ZM262 213H261V214H262ZM180 214H182V213H180ZM180 214H177V215H180ZM203 214H204V213H203ZM203 214H202V215H203ZM205 214L207 215V213H205ZM205 214H204V215H205ZM214 214H215V213H214ZM216 214H217V213H216ZM221 214H223V213H221ZM221 214H220V215H221ZM0 215H1V213H0ZM5 215H6V214H5ZM5 215H4V216H5ZM109 215H110V214H109ZM174 215H175V214H174ZM174 215H172V219H173V216H174ZM177 215H175V216L177 217ZM182 215H183V214H182ZM196 215H197V214H196ZM206 215H205V216H206ZM220 215H219V216H220ZM250 215H251V214H250ZM252 215H253V214H252ZM101 216H103V215H101ZM180 216H181V215H180ZM213 216H214V215H212V218H215V217H213ZM216 216H217V215H216ZM222 216H223V215H222ZM99 217H100V216H99ZM178 217H179V216H178ZM178 217H177V218H178ZM194 217H195V216H194ZM199 217H201V216H199ZM199 217L196 216L195 219L197 220V219H199ZM237 217H239V216H237ZM237 217L235 218V220H236V219L238 220V219H239L240 217H242V216H240L239 218H237ZM244 217H246V216H244ZM248 217H249V216H247V218H248ZM203 218H204V217H203ZM218 218H219V217H218ZM220 218H221V217H220ZM249 218H250V217H249ZM262 218H264V217H262ZM115 219H116V218H115ZM201 219H202V217H201ZM16 220H17V219H16ZM4 221H5V220H4ZM7 221H8V219H7ZM9 221H10V220H9ZM14 221H15V219H14ZM173 221H174V220H173ZM212 221H214V220L212 219ZM245 221H248V220L245 219ZM260 221H261V220H260ZM15 222H16V221H15ZM214 222H215V221H214ZM235 222H236V221H235ZM263 222H264V221H263ZM3 223H5V222H3ZM9 223H10V222H9ZM12 223H13V221H12ZM18 223H19V222H18ZM233 223H234V222H233ZM256 223H257V222H256ZM235 224H236V223H235ZM243 224H244V223H241L242 226H243ZM261 224H263V223H261ZM261 224H260V225H261ZM7 225H8V224H7ZM16 225H17V224H16ZM248 225H249V224H248ZM263 225H264V224H263ZM237 226H238V225H237ZM239 226H240V224H239ZM255 226H257V224H256ZM258 226H259V225H258ZM1 227H2V226H1ZM5 227H6V226H5ZM176 227H177V226H176ZM187 227H188V226H187ZM187 227H186V228H187ZM84 228H85V227H84ZM86 228H87V227H86ZM86 228H85L84 230L81 229L82 231H80V232H75L74 234H72V235L70 236V237H71V240H72V241H76V242H77V241H81V240L85 239V237H86L87 235H90V232H93V233H94V231H95V230L93 231V229L90 231L89 229H90L91 227H89L88 229H86ZM92 228H94V227H92ZM186 228H185V230H186ZM259 228H260V227H259ZM259 228H258V229H259ZM261 228H262V227H261ZM242 229H243V227H242ZM245 229H246V231L248 230L246 227H245ZM262 229H263V228H262ZM262 229H261V230H262ZM175 230H176V229H175ZM177 230L181 232V230H183V228H181L180 230H179V229H177ZM227 230L229 231V229H227ZM232 230H233V229H232ZM239 230H241V229H239ZM259 230H260V229H259ZM259 230H258V231H259ZM167 231H168V230H167ZM167 231H165V232H167ZM173 231H174V230H173ZM230 231H231V230H230ZM230 231H229V233H231ZM246 231H245V232H246ZM163 232H164V231H163ZM243 232H244V230H243ZM245 232H244V233H245ZM96 233H98V232L95 231V234H96ZM156 233H157V232H156ZM169 233H170V232H169ZM169 233H168V236H169ZM181 233H182V232H181ZM237 233H238V231H237ZM240 233H242V232H239L237 235H239ZM256 233H258V232H256ZM260 233H262V232H260ZM91 234H92V233H91ZM95 234H94V235H95ZM153 234H155V233H153ZM227 234H228V233H227ZM233 234H234V233H233ZM96 235H98V234H96ZM150 235H152V233H151ZM162 235H163V234H162ZM162 235H161V236H162ZM172 235H173V234H172ZM234 235H235V234H234ZM257 235H258V234H257ZM92 236H93V235H92ZM152 236H153V235H152ZM152 236H151V237H152ZM155 236H156V235H155ZM168 236H167V237H168ZM68 237H69V236H68ZM70 237H69V238H70ZM87 237H90V236H87ZM158 237H159V236H158ZM175 237H177V234H176ZM175 237L173 236L174 239H176ZM92 238H93V237H92ZM94 238H96V237H94ZM156 238H157V237H156ZM162 238H163V237H162ZM169 238L171 239V235L169 236ZM179 238H180V237H179ZM230 238H231V237H230ZM235 238H236V237H235ZM62 239H63V238H62ZM159 239H160V238H159ZM212 239H213V238H212ZM71 240H69V242H70ZM86 240H87V239H86ZM86 240H85V241H86ZM92 240H93V239H92ZM153 240H154V239H152V241H153ZM162 240H164V238H163ZM168 240H169V239H168ZM207 240H208V239H207ZM85 241H84V243H85ZM87 241H88V240H87ZM87 241H86V242H87ZM90 241H91V240H90ZM143 241H144V240H143ZM143 241H142V243H143ZM150 241H151V240H150ZM155 241H156V240H155ZM159 241H160V240H159ZM172 241H173V239H172ZM62 242H63V241H62ZM67 242H68V241H67ZM174 242H175V241H174ZM206 242H207V241H206ZM211 242H214V239H213V241H211ZM72 243H73V242H72ZM142 243H141V244H142ZM156 243H157V241H156ZM160 243H161V242H160ZM64 244H65V243H64ZM76 244H77V243H76ZM76 244H75V245H76ZM153 244H154V243H153ZM153 244H151V245H153ZM205 244H206V243H205ZM211 244H212V243H211ZM261 244H262V243H261ZM67 245H68V244H67ZM71 245H72V244H71ZM80 245H81V242H80ZM82 245H83V244H82ZM149 245H150V244H149ZM154 245H155V244H154ZM173 245H174V244H173ZM24 246H25V245H24ZM76 246H77V245H76ZM139 246H140V245H139ZM208 246L211 247V246H210V243H209ZM235 246H236V245H235ZM237 246H238V245H237ZM262 246H263V244H262ZM22 247H23V245H22ZM118 247H120V246H118ZM121 247H122V246H121ZM137 247H138V246H137ZM137 247H136V248H137ZM147 247H148V246H147ZM147 247H146V248H147ZM17 248L19 249V247H17ZM20 248H21V246H20ZM149 248H150V247H149ZM164 248H165V247H164ZM193 248H194V247H193ZM234 248H235V247H234ZM239 248H240V247H239ZM242 248H243V247H242ZM15 249H16V248H15ZM23 249H24V248H22L21 251H23ZM119 249L121 250V248H119ZM119 249H116V250L118 251ZM150 249H151V248H150ZM162 249H163V248H162ZM162 249H161V250H162ZM174 249H175V248H173V250H174ZM230 249H231V248H230ZM240 249H241V248H240ZM244 249H245V248H244ZM11 250H12V249H11ZM13 250H14V249H13ZM13 250H12L11 252H13ZM19 250H20V249H19ZM19 250H18V252H19ZM25 250H27V249H25ZM132 250H133V249H132ZM136 250H137V249H136ZM139 250H140V249H139ZM142 250H145V249H141V251H142ZM148 250H149V249H148ZM166 250H169V249H166ZM176 250H177V249H176ZM178 250H179V246H178ZM193 250H194V249H193ZM193 250H192V251H193ZM195 250H196V249H195ZM16 251H17V250H16ZM146 251H147V250H146ZM146 251H145V252H146ZM149 251H150V250H149ZM156 251H157V250H156ZM156 251H155V252H156ZM170 251H171V249H170ZM239 251H240V250L238 249V252H239ZM261 251H263V248L261 249ZM18 252H14L13 254L15 255V254L18 253ZM133 252H134V251H133ZM133 252H132V253H133ZM155 252H154V253H155ZM234 252H235V251H234ZM258 252H260V251H258ZM8 253H9V252H8ZM101 253H102V250H101ZM124 253H125V252H124ZM139 253H141V252H139ZM147 253H148V251H147L146 254H145L146 256L148 255ZM150 253H151V251H150ZM168 253H169V252H168ZM256 253H257V252H256ZM262 253H263V252H262ZM262 253H261V254H262ZM96 254H97V253H95L94 257L97 256ZM102 254H103V253H102ZM143 254H144V253H143ZM157 254H158V252H157ZM161 254H162V253H161ZM166 254H167V251H166ZM227 254H228V253H227ZM229 254H230V253H229ZM236 254H237V253H235V257H236ZM99 255H100V254H99ZM99 255H98V257H99ZM207 255H208V254H207ZM223 255H224V254H222V256H223ZM240 255H241V254H240ZM146 256H145V257H146ZM153 256H154V255H153ZM156 256H157V255H156ZM159 256H160V255H159ZM208 256H209V255H208ZM226 256H227V255H226ZM228 256H229V255H228ZM228 256H227V257H228ZM231 256H233V255H231ZM263 256H264V255H263ZM263 256H262V257H263ZM98 257H97V258H98ZM100 257H102V256H100ZM123 257H124V256H123ZM133 257L135 258V256H133ZM141 257H142V256H141ZM206 257H207V256H206ZM206 257H205V259H206ZM249 257H250V256H249ZM258 257L261 258V255H259ZM92 258H93V257H92ZM92 258H91V259H92ZM109 258H110V257H109ZM126 258H127V259H130V258H128V257H126ZM136 258H138V257L136 256ZM142 258H143V257H142ZM152 258H153V257H152ZM203 258H204V257H203ZM220 258H221V257H220ZM232 258H234V256H233ZM260 258H259V259H260ZM263 258H264V257H263ZM91 259H90V262H91ZM98 259H99V258H98ZM104 259H105V258H103V260H104ZM123 259H124V258H123ZM123 259H122V260H123ZM127 259H126V260H127ZM139 259H141V258L139 257ZM205 259H204V260H205ZM224 259H225V258H224ZM224 259H223V260H224ZM235 259H236V258H235ZM256 259H257V258H256ZM93 260H94V259H93ZM93 260H92V261H93ZM95 260H96V259H95ZM100 260H101V259H100ZM132 260H133V259H132ZM137 260H138V259H136L135 261H137ZM149 260H150V259H149ZM201 260H202V259H201ZM228 260H229V259H228ZM232 260H233V259H232ZM116 261H117V260H116ZM120 261H121V260H120ZM135 261H134L133 263H135ZM199 261H200V260H199ZM199 261L197 260L198 263H199ZM218 261H219V260H217L216 262H218ZM229 261H231V260H229ZM246 261H247V260H246ZM250 261H251V260H250ZM258 261H259V260H258ZM96 262H97V260H96ZM101 262H102V261H101ZM101 262H100V264H101ZM114 262H115V261H114ZM126 262L128 263L129 261H126ZM197 262H195V263H197ZM226 262H227V261H226ZM253 262L255 263V259H254ZM88 263H89V261H88ZM94 263H95V262H94ZM94 263H91V264H94ZM102 263H104V261H103ZM116 263H117V262H116ZM118 263H119V261H118ZM137 263H138V262H137ZM139 263H140V262H139ZM198 263H197V264H198ZM213 263H214V261H213ZM80 264H83V263H80ZM85 264H87V263L85 262ZM104 264H106V263H104ZM124 264H125V263H124ZM199 264H200V263H199ZM217 264H218V263H217ZM222 264H223V262H222ZM224 264H226V263H224ZM228 264H229V262H228Z\"/></svg>",
	"mask_w": 264,
	"mask_h": 264
}]
</instances>
